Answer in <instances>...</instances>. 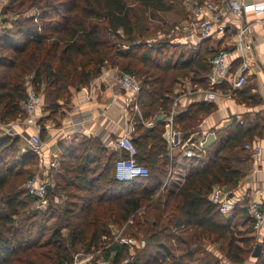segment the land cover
Instances as JSON below:
<instances>
[{
	"label": "trees",
	"instance_id": "obj_1",
	"mask_svg": "<svg viewBox=\"0 0 264 264\" xmlns=\"http://www.w3.org/2000/svg\"><path fill=\"white\" fill-rule=\"evenodd\" d=\"M177 6L181 4L173 0H11L6 13L18 19L16 31L0 34V121L21 115L30 88L43 96L45 113L54 116L59 102L71 97L70 88L89 84L105 67H118L141 85L142 117L134 118L139 135L133 134V141L136 160L149 177L118 181L115 164L126 156L105 159L101 144L88 142L80 150L68 149L54 172L51 205L34 211V200L21 183L13 190L12 180L30 179L38 157L31 151L18 153L19 139H0V264H73L79 249H99L112 224L123 226L133 218V235L143 234L147 245L129 264H194L195 248L206 250L207 245L218 246L225 264H247L261 245L255 264H264V235L240 237L233 220L211 200L216 188L233 189L245 177L253 160L245 146L264 127L234 123L218 131L200 157L185 158V178L178 186L171 180L166 184L177 158H169L165 126L142 125L171 110L180 73H194L193 80H199L210 72L208 57L211 61L216 55L209 50L210 41L188 59L167 41L150 43L148 23ZM215 109L213 104H192L175 117L184 148L195 145L191 136ZM246 223L254 228L251 218ZM126 249L115 244L105 258L119 264ZM211 256L203 264L223 263Z\"/></svg>",
	"mask_w": 264,
	"mask_h": 264
},
{
	"label": "crops",
	"instance_id": "obj_2",
	"mask_svg": "<svg viewBox=\"0 0 264 264\" xmlns=\"http://www.w3.org/2000/svg\"><path fill=\"white\" fill-rule=\"evenodd\" d=\"M246 19L252 23L251 31L247 35V41L252 48L245 52L246 60L251 70L244 88L233 90L231 83L232 77L244 62V59L238 53L232 60L231 76L228 77V81L212 85L208 77L210 72L201 78L203 81L201 79L193 80L194 73L191 72L186 73L185 79L179 80V88L181 87L182 90L186 91H182V93L177 91L173 97V101L178 99V115L192 104L207 103L216 107L211 115L201 120L196 136H191L190 139L196 143L201 137L210 134L208 137V146H210L217 139L216 133L218 131L227 129L234 123L244 124L246 127L260 124L264 127V15L256 17L249 14ZM230 22L234 24L235 30L241 24V21L236 17H231ZM235 32L226 41L213 39L210 41L211 43L207 42L209 50L213 54H217L234 48V42H236ZM184 37L183 41L187 43L188 36L186 31L184 32ZM204 43L205 41L194 40L189 45H194L193 48H197L198 51L196 53H198ZM208 59L210 62V57ZM114 68L119 69L118 67ZM99 77L80 88H70L71 97L69 100L59 102L60 108L54 116L50 117L49 114L43 111L42 116L38 117L42 128L40 136L44 147L37 156L40 161L46 162L45 165L49 161H53V159L54 161L56 160L58 166L53 171L55 173L59 171L61 164L66 159L65 156L68 149L80 150L84 148L83 146L86 147L88 142H98L101 144L102 149L105 150V159H109L112 155L120 157L123 154L115 150L112 142L117 137L129 132L132 124L135 129L134 136L139 135L136 132L134 121L136 115L129 105L128 97L119 89L116 82L100 79ZM176 90H179L178 87ZM211 92L214 98H211ZM172 109L173 105L169 112L157 114L154 118L142 122L144 128H152L155 124L162 123L165 126L163 138L166 146L168 129L166 123L162 120L163 116L166 117ZM21 118H23L22 115L17 119V125H20L19 119ZM249 129L252 130L251 128ZM18 131H21V129ZM23 132L28 136L34 133L31 128H26ZM251 144L262 147V160L257 162L251 152L246 150L253 160L247 164L248 169L245 177L235 188L223 189L230 197L239 198L248 195L250 199L264 206V130L260 137L255 136L247 145ZM185 150V148L180 149L174 156L177 161L176 166L172 169L173 175H179L177 183L175 182L178 186L184 182L186 173ZM168 153L170 160L173 161V156L170 154L169 149ZM48 180L54 181L50 175ZM237 208L236 211L226 217L232 219L241 228L246 225L250 217L244 205H239ZM263 235L261 233L258 237L254 236L257 239H261Z\"/></svg>",
	"mask_w": 264,
	"mask_h": 264
},
{
	"label": "built area",
	"instance_id": "obj_3",
	"mask_svg": "<svg viewBox=\"0 0 264 264\" xmlns=\"http://www.w3.org/2000/svg\"><path fill=\"white\" fill-rule=\"evenodd\" d=\"M180 3L183 6L185 14L187 16L186 31L190 36L189 38H196V41H212L213 39H219L226 41L230 35L236 33V42H234V48L224 50L216 54L210 61L211 69L209 73V80L212 85L221 84L223 81H228V77L231 76L232 60L238 53L241 55L244 62L239 66L237 73L232 77L233 90H239L244 88L248 74L251 67L246 60L245 52L251 50L252 46L247 41V35L251 31L252 23H250L246 16L252 14L256 17L264 15V0H173ZM231 17H236L241 21V24L237 30H235L234 24L230 22ZM104 80H113L118 85L119 89L125 93L128 97L129 105L132 107L135 115L142 117L139 108V97L141 92L140 82L132 75L124 73L119 69L113 67H105L102 70V74L99 77ZM211 98L214 95L211 92ZM44 98L42 95L37 94L34 90L28 92L27 99L21 104L20 112L23 117L19 122L21 131H14V134L24 139L27 151H31L38 155L43 147L44 143L41 140V126L39 124V118L44 111ZM178 99H175L173 103L172 111L165 117L163 116V122L166 123L168 129L167 133V146L170 154L176 155V152L184 148V139L182 134L175 128L174 120L178 115L177 111ZM19 126V125H18ZM26 128H31L33 134L28 136L23 131ZM10 129V128H9ZM13 129V128H12ZM11 130V129H10ZM135 132L132 124L129 132H126L120 137H117L112 146L115 150L119 151L126 157H121L115 164V176L118 181L132 182L138 179H144L149 177V171L145 166L140 165L136 156L138 155V148L133 141V134ZM6 133L0 134L1 136ZM210 134L201 137V139L195 143L192 147H185L184 157H200L201 152H204L208 147V137ZM245 149L250 151L257 162L262 160L263 149L256 144L246 145ZM56 167L55 164H50L47 170ZM173 178V169L169 175V179L166 184ZM165 184V186H166ZM54 182L50 180H41L37 176H33L26 182V191L29 197L34 200V206L37 210H46L51 201L49 198L48 189L54 187ZM51 192V191H50ZM212 202L219 207V211L227 216L232 213L239 205H244L248 216L254 222V228L258 231L264 230V206L250 199V196L244 195L239 198L230 197L229 194L221 188H216L211 196ZM115 244L124 246L125 248H134L136 241L127 240L123 237L122 232L119 233V237ZM115 244L107 247L105 250H110ZM141 248L146 247V243L142 241ZM140 248V249H141ZM102 252V251H98ZM96 254V252L94 253ZM90 252L85 253L83 260H90L92 255ZM117 255V251L112 252V257ZM105 257V254L103 255ZM81 258V257H80ZM98 264H115L113 260L103 258ZM109 260V261H107ZM73 264H83L79 261V257H76Z\"/></svg>",
	"mask_w": 264,
	"mask_h": 264
},
{
	"label": "rangeland",
	"instance_id": "obj_4",
	"mask_svg": "<svg viewBox=\"0 0 264 264\" xmlns=\"http://www.w3.org/2000/svg\"><path fill=\"white\" fill-rule=\"evenodd\" d=\"M11 0H1L0 1V34L3 32V30H11V31H16V26H13V22L15 20L18 19V16L13 14L12 12H8L6 13V9L10 6ZM34 15H38L37 11H33ZM156 18L158 20V22L154 21V22H149L148 25L151 27L152 32H153V36L151 37L152 40H150V43L152 45H157L158 42H164L167 41L169 43H172L173 46H176V51H177V55H181L183 54L187 59L190 58L191 55L195 54L198 49L197 48H193L194 45H189L192 44V42H194V40H196V38H189L188 42L185 43L183 40L185 39L184 37V27H186V22H187V16L185 14V11L183 9V6H177V8L169 13H161V14H157ZM160 23V24H159ZM188 36H190V34L187 33ZM151 46V45H150ZM197 47V46H195ZM213 56V55H212ZM211 56V57H212ZM188 72H182L179 74V80L180 79H185V75ZM179 90H176L175 93H177V91H186V90H182V88H179V85H177ZM176 87V88H177ZM31 90V88L29 89V91ZM19 118V117H18ZM17 118V119H18ZM17 119L15 120H10V121H5L2 122L0 121V134L6 133L5 135L1 136L0 139H19V152L18 153H26V146H25V142L24 139L20 136H17L14 134V131H18L21 129L20 125H17ZM23 118L19 119V122L22 121ZM11 130H10V129ZM13 128V129H12ZM43 142V141H42ZM178 152V151H177ZM12 154L9 155L8 160L12 159ZM38 157V156H37ZM46 163V162H45ZM44 162L40 161L39 157L37 159V163L32 166V176H37L39 177L41 180H48L49 175L54 179V170H56L58 164L56 163V160L54 161H49L46 165ZM55 164L56 167H51L50 170H47V167L50 164ZM178 177L179 175L175 174L173 175V178H171V183L173 184V182L178 181ZM29 179V178H28ZM27 177L24 176L21 180L13 179L12 180V189H14L15 187H17L18 184L21 183V187L23 190H26V182H27ZM55 181V179H54ZM53 181V182H54ZM52 182V183H53ZM55 184V183H54ZM36 211L37 208L33 205L32 209ZM38 211V210H37ZM41 211V210H40ZM132 225H134V218L132 219V221H130L127 224H124L123 226H117L115 224H112L110 226V236L103 238L102 242H101V246L99 249L97 250H92L90 253L94 254L96 252V254L92 255L90 260H83L85 258V253H87L85 250L79 249L75 254H74V259L76 257H79V261H82L83 264H98V262L100 260H104L103 255L107 252V250H105L107 247H110L111 245L115 244L114 241H116L119 237V233L122 232L123 237H125L127 240H132V241H136V246H134V248H127L126 251L123 252L122 258L120 259V263L119 264H129L131 262V259H133L134 257H136L137 253L139 250H143L144 248L142 246V241H145V239L143 238V234L142 235H137L134 236L132 233ZM240 226V225H239ZM235 232L237 235H239L240 237H247L249 236H254L256 235L257 237L259 236V234L263 233L264 234V230L263 231H258L255 228H249L246 225L243 227H238L236 225L235 227ZM262 238V237H261ZM147 245V243H146ZM207 247V249H200V248H195V255H196V263L194 264H203L202 259L205 258L209 253L212 254L211 258L213 261L216 260H222L223 263L221 264H225L226 261H224V255L220 252V249H218V246H211V245H207L205 246ZM141 248V249H140ZM98 251H102V252H98ZM180 253V252H179ZM205 253L207 255H205ZM81 257V258H80ZM201 259V260H198ZM109 261V260H107ZM247 264H255V258H253V256H251V258H249V260L247 261Z\"/></svg>",
	"mask_w": 264,
	"mask_h": 264
},
{
	"label": "water",
	"instance_id": "obj_5",
	"mask_svg": "<svg viewBox=\"0 0 264 264\" xmlns=\"http://www.w3.org/2000/svg\"><path fill=\"white\" fill-rule=\"evenodd\" d=\"M49 193L51 191V189L49 188L48 189ZM261 252H262V246L261 245H257L254 253H253V258H258L260 255H261Z\"/></svg>",
	"mask_w": 264,
	"mask_h": 264
}]
</instances>
